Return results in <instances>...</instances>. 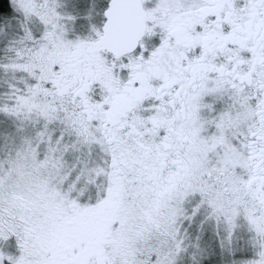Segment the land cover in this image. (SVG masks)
<instances>
[{
    "label": "snow or ice",
    "instance_id": "1",
    "mask_svg": "<svg viewBox=\"0 0 264 264\" xmlns=\"http://www.w3.org/2000/svg\"><path fill=\"white\" fill-rule=\"evenodd\" d=\"M0 264H264V0H0Z\"/></svg>",
    "mask_w": 264,
    "mask_h": 264
}]
</instances>
